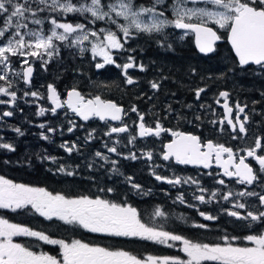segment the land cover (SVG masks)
I'll use <instances>...</instances> for the list:
<instances>
[{
	"label": "flooded vegetation",
	"instance_id": "obj_1",
	"mask_svg": "<svg viewBox=\"0 0 264 264\" xmlns=\"http://www.w3.org/2000/svg\"><path fill=\"white\" fill-rule=\"evenodd\" d=\"M194 1L210 8L211 0ZM251 2L254 3V0H251ZM197 21L198 18H192L191 20V22ZM207 26L212 27L214 31H217V35L220 36V39L215 41L213 45L214 50L210 53H201L195 50L193 33L190 30L176 29L174 26L173 28L177 31L187 32L183 46L178 45V47L186 48L188 43L187 45L189 47L192 46L194 52H171V48L175 50L177 44L173 47L172 44L170 46L168 42H163L162 49L155 47L154 49L156 50L150 53L153 57L159 59H168L176 55L182 59L189 58L194 60L193 67H191L189 72L184 69L183 74L179 76V87L174 90L175 93L172 95L171 100L169 95H164L165 89L170 87L169 82L171 80L174 81L168 76L167 71L162 70V75L158 74L159 80H157L155 78L156 72L147 68H144L143 71L138 67L128 69V75L132 76L135 81L134 84L129 85L125 82L126 78L122 74L121 69L117 68L115 64L108 69L112 78L106 80V82L115 83L114 91H111V89L106 91L105 88L99 92L92 87L87 86L85 88L84 85L79 83L77 87L73 83L57 84L59 79H56V83L39 85L37 91L41 94L40 97L35 98L33 101L23 99L24 104L18 105L16 108L17 112L21 113L28 106L29 110L35 113L34 117L26 116V119L30 118L34 122V127L30 128V130H35L36 133L34 135L35 139H32V146L37 151L42 149V151L47 152L46 154L56 157V161L48 160L47 163L36 166L42 171L49 172V178L42 182L30 185L28 184L30 182L12 181L33 187H43L54 194L61 193L71 198L88 196L95 199L99 197L114 203L131 206L137 210L138 216L146 225L173 232L193 242L222 245L230 243L238 247H252V242L246 240L245 237L264 232V222H251L250 219L240 220L227 215L224 210L240 211L242 215H246L247 210L254 212L264 211V206L259 204L258 196L242 197L238 195L242 191L264 194V172L260 171V166L256 160L252 157H246V162L253 167L258 176L257 181H254L252 185H247L238 183L235 177L224 176L222 168L215 162L214 158L209 167L205 168L203 165L198 164H179L174 158L165 161L162 157L163 146L173 139L171 135L173 131L190 133L199 137L202 151L207 150L203 146L208 141H212L213 144H223L226 147H230L233 149L234 157L237 161L239 156L245 155V149L254 146L257 136H260L262 141H264V101L258 102L244 99L243 93L235 88L236 77H233L234 70L242 72L244 75L255 74L264 70V64L248 63L239 65L227 41L228 28L221 29L211 21L207 22ZM138 53V50L133 49L132 54L135 60L139 55L146 54L144 52ZM116 59L118 64L127 62L123 61L118 55ZM135 63L140 64L137 61ZM189 66L191 65L189 64ZM32 67L34 72V66L32 65ZM193 69L195 72L192 71ZM218 73L220 75H217ZM242 78L243 75L240 79ZM152 82L158 83L159 87L153 89L151 87ZM100 83H103V81ZM48 84H53L56 87L61 101L66 99L67 90L75 87L86 100L98 95L103 100H113L125 112L122 114L120 121L100 120L95 116L85 121L76 116L66 105L58 108L56 113H52L50 111L52 104L47 99ZM29 86H31V83ZM201 87L205 91L197 98L195 89ZM146 91L149 93L147 95L148 103L142 106L143 104L141 105L137 95ZM221 91H226L229 94L227 102L233 109L231 118L234 121L237 111L236 105L246 106L245 113H242L240 117L243 119L245 114L249 117L245 125L248 130L246 134L239 133L238 127L236 131H233L226 120L223 124L220 123L225 117L224 98L219 96ZM113 92H118V94L114 95ZM217 100H219V103H217ZM133 106L137 108V112L131 111ZM40 107H44L46 110L43 115H37ZM5 110H8V108L4 106L0 108V114ZM140 114L143 115L146 126L154 127L156 122H159L167 131L162 132L160 136L140 137L138 135ZM36 122L39 125L44 124L45 127L36 126ZM4 125H15L19 129L25 128L24 122L20 123L11 117L0 118V129ZM122 125L128 126L127 132L112 133L110 136L105 135L111 127H120ZM69 127H73L72 132L68 131ZM48 128L54 129L52 132H47L50 135L48 139L42 140L37 137L38 135L41 136L42 131H48ZM24 132L19 137L11 136V134H7L9 137L5 136L6 142L13 145L14 151H23L22 140L32 136L30 132L25 134ZM89 133L92 134V138L95 136L101 137V140L120 138L123 141L122 146L119 147L115 164L100 162L95 154L88 155L85 152V149L88 146H92L93 143L85 144L81 138L84 134ZM132 137H135V140L133 143H129V139ZM65 142L69 145L76 143L77 148L72 153H68L60 147V144ZM1 150L10 152V150L3 148H0ZM149 151L152 152L151 160L142 155V153ZM132 153L137 156V159L126 158ZM39 154L41 157L42 152H39ZM257 154L264 155V151L257 149ZM224 158H227L226 154H224ZM61 165L65 167L67 172H73L74 174L67 175L66 172L61 174L63 172L57 171ZM89 165H92V167H89ZM153 173L167 178L180 177L182 181L190 177L198 181V184L191 182L170 184L163 180H157ZM45 175L47 176V174ZM127 177H131L136 184H139L142 191L132 188L126 179ZM221 179L225 181L223 185L218 183ZM201 187L206 189V191L201 193L199 191ZM108 189H113V191L109 192L107 191ZM213 192L216 193L214 197H212ZM228 192H232L233 196L228 200H224L223 195ZM144 193H147V195ZM199 195L205 196V202L202 203L194 198ZM180 196L183 197V203L178 199ZM209 197L212 198L209 199ZM236 201L245 203L248 206L247 209L233 208ZM30 207V205H26L24 208L16 210L2 208L0 210L10 214L27 212L26 217L33 219L37 227H29L16 221H8L26 226L35 231H42L51 238L64 239L67 242L80 240L109 250L127 251L138 259L147 262V264H150L148 257H153L155 260H161L165 257L178 260L188 259L187 254L182 251L183 245L180 241H169L167 244H161L139 237L95 233L77 224L68 225L56 218L46 219L32 208L30 209ZM157 210L162 212L163 215L156 216ZM201 211L215 216L216 219H204L199 214ZM0 218L6 219L2 215H0ZM201 224L206 225V227L197 226ZM58 225L61 227V233L58 232ZM65 233L69 235L67 236ZM225 237H227V240L224 239ZM12 239L15 243L22 244L34 252H44L62 259L58 245L47 244L29 236H15ZM117 241H119V244H117ZM202 264H219V262L202 261Z\"/></svg>",
	"mask_w": 264,
	"mask_h": 264
},
{
	"label": "snow or ice",
	"instance_id": "obj_2",
	"mask_svg": "<svg viewBox=\"0 0 264 264\" xmlns=\"http://www.w3.org/2000/svg\"><path fill=\"white\" fill-rule=\"evenodd\" d=\"M41 4H47V0H39ZM162 0H156V4H161ZM211 4L220 6L224 11H209L207 9H189L181 7L177 4L174 7V20H168L164 17L163 12H158L155 6L151 8L141 7L136 8L132 0H116L112 5H102V0H90V3L77 6L72 0H51L49 10L52 12L67 13H89L94 23L95 21H110L117 25L121 37L116 31L102 28L99 32L96 30L87 29L84 23H69L60 22L57 18L50 19L52 25L48 34L42 32H22L21 29L27 25L21 21L27 19V13L32 10L28 0L24 3L16 0H0V65L3 66L0 71V81L8 80V72L12 71L9 67L10 57H23L20 63L22 68V78L25 84L31 83L33 67L30 63V58L42 59L47 56L49 59L55 55H59V48L54 41L65 42L69 40L70 35H75L76 38L71 40L69 46L80 45L81 52L86 49L83 47V42L89 40V37L96 38V42L91 44V52L93 56L102 57V62L95 64L96 69H103L105 65L115 64L120 68L125 76V82L129 85L135 83L132 76L128 75V69L139 68L144 70L143 64H136L134 58L129 56L127 62L118 64L113 59L112 50H122L124 44L132 37L133 30L135 32H160L167 25H173L176 29L191 30L196 34L197 46L202 53L212 52L215 41L220 39L217 31L212 27L207 26V22L211 20L219 28L230 29L228 39L231 42L232 48L235 50L236 56L239 58L241 65H246L249 62L257 65L264 64V0H211ZM148 13L151 23H145L141 17ZM34 14V13H33ZM193 17H197V22H191ZM117 18H123L127 23H118ZM36 24L42 23L41 20H34ZM58 29L62 31H57ZM102 36V38H101ZM48 60H43L42 66L46 65ZM195 72V70H192ZM16 75H21L17 72ZM12 82L8 81L7 87L0 86V94L10 97L9 100H0V104H14L17 99V93L11 91ZM153 89H157L159 84L151 83ZM205 91L204 88L195 89L197 98ZM25 96L31 95L34 98H39L38 91L31 93L25 92ZM228 93L221 91L220 97L224 98L225 117L220 123L223 124L226 120L227 124L232 127L233 131L239 133H247L246 123L249 120L247 114L241 119V114L245 113V107L240 104L236 105L235 121L231 118L233 112L229 106L227 99ZM47 99L51 102L50 111L56 113L58 108L67 106L76 116L87 121L90 117H98L100 120L110 119L112 121H120L125 110L117 103L111 100H103L100 96H95L91 99L85 97L75 87L67 90V98L61 101L60 94L53 84L47 85ZM219 103V100H217ZM45 108L40 107L37 115H43ZM132 112H137L135 106L131 109ZM12 111L5 110L0 114L2 117H11ZM199 119V117H197ZM71 123V122H70ZM39 127L44 128L41 124ZM75 127V125H73ZM73 127H69L68 131L72 132ZM15 131L23 135L19 128ZM49 132L54 131L48 128ZM128 131L127 125L120 127H111L109 132L124 133ZM167 129L163 128L159 122H156L154 127L146 126L144 117L140 114V122L138 124V135L160 136ZM43 139H48L47 135L41 134ZM89 133V139L91 138ZM173 139L164 144L162 157L165 161L174 158L179 164H198L208 168L213 158L215 162L222 168L223 175L226 177H235L238 183L252 185L258 180L253 167L246 162V157H252L260 166V171L264 172V155H258L257 149L264 151V141L260 136H257L254 141V146L244 150L245 155H241L238 161L234 157L233 149L226 147L223 144H213L208 141L203 147L206 151H202L200 139L196 135L184 132L173 131L171 133ZM135 137L129 139V143H133ZM66 152L72 153L77 144L69 145L67 142L60 145ZM0 148L14 151V147L9 143L0 144ZM108 152L117 153L116 147L108 148ZM226 154V159L224 158ZM147 159H152V152L142 153ZM96 157L107 160V156L97 151ZM53 162L56 157H46ZM128 159H137V156L132 153ZM113 164L116 162L113 161ZM92 167V165H89ZM116 170V169H114ZM59 172H66L67 175H73V172H67L63 165L57 169ZM155 175L157 180H163L170 184L193 183L198 184V181L192 178L182 179L180 177L167 178L160 175ZM132 188L142 191L139 184H136L131 177L126 178ZM223 185V179L218 181ZM107 191L112 192L113 189ZM201 193L206 189L199 188ZM147 195V193H144ZM216 195L212 193V197ZM239 196H258L259 204L264 206V194H258L253 191H242ZM233 196L232 192L223 195L224 200H228ZM212 197H209L211 199ZM200 202H205V196L199 195L194 197ZM178 199L183 203V197ZM26 205L39 213L46 219L56 218L63 221L65 224H77L84 229L95 233H108L114 236L122 237H139L141 239L155 241L161 244H167L169 241H180L183 245L182 251L187 254V260H178L176 258H162L155 260L153 257H148L150 264H202V261H218L219 264H264V232L255 235H248L246 240L252 242V247H238L230 243L225 244H208L193 242L181 235L173 232L150 227L143 223L137 214V210L131 206H125L111 202L99 197L92 199L88 196H80L71 198L61 193H52L43 187H33L22 183H14L12 180L0 176V208L2 209H21ZM245 203L236 201L233 208L247 209ZM227 215L236 217L240 220H249L251 222H264V211H246V215H242L240 211L225 209ZM200 216L206 220H215L216 217L200 212ZM156 216H162L163 213L159 210L155 213ZM198 227H206V225H197ZM29 236L35 237L47 244L58 245L61 250L62 259L49 255L44 252H34L30 248L15 243L13 237ZM227 240V237L224 238ZM0 264H147V262L138 259L136 256L123 250H109L107 248L93 246L89 243H84L80 240H72L70 243L64 239L51 238L42 231H35L26 226L10 223L7 219L0 218Z\"/></svg>",
	"mask_w": 264,
	"mask_h": 264
},
{
	"label": "rangeland",
	"instance_id": "obj_3",
	"mask_svg": "<svg viewBox=\"0 0 264 264\" xmlns=\"http://www.w3.org/2000/svg\"><path fill=\"white\" fill-rule=\"evenodd\" d=\"M16 0H13V3H15ZM19 2L24 3L25 0H19ZM28 2L32 6V10L28 12L27 19L21 21L22 23H25L27 25L26 28L21 29L22 32H42L43 34H48L52 25L50 23V19L55 17L57 18L60 22H69V23H84L86 25L87 29L91 30H96L99 32V29L106 28V29H111L113 31H116L118 36L121 37L122 42H123V37L122 33H120L119 28L117 25L112 24L110 21H95L94 23L91 22L92 18L89 13H80V12H75V13H67L64 14L62 12H52L49 10L50 5H51V0H47V4H41L39 3V0H28ZM74 4L77 6L81 4H86L90 3V0H83V1H74L72 0ZM116 2V0H109L106 3L102 2V5L108 6L112 5ZM133 5L136 8H141V7H146V8H151L153 6L156 7L158 12H163L164 17H166L168 20H174L175 15H174V7L179 4L181 7H186L189 9H207L209 11H224L223 8H219L220 6L210 4L209 7L207 8L203 5L202 3H197L194 0H162L161 4H156V0H143V2H138L136 0H132ZM34 13V14H33ZM2 15V14H0ZM197 18V17H193ZM141 19L145 23H151V19L149 18V14L145 13L142 15ZM34 20H41L42 23L36 24L33 21ZM118 23H127L126 21L123 20V18H117ZM209 20L208 22H210ZM212 22V21H211ZM0 27H3V24L0 23ZM217 27H219L217 25ZM57 31H62L58 29ZM133 35L130 39L127 40V42L124 44V48L122 50H112L113 54V59L117 62V55L121 57L123 61H127V58L129 56H132L134 58L133 53V47L139 36H143L146 39L152 38L154 41V44L156 47L159 49H162V43L163 42H168L169 45L171 44H177L183 46V41L185 38V35L187 32H182V31H177L173 28V25H167L164 27V29L160 32H135L133 30ZM75 35H70L69 40L65 42L61 41H54L56 46L59 48V55H55L52 58H48L47 56H44L42 59H33L30 58V63L34 66V72H33V77L31 81V86L29 84H23V78H22V67L23 65L20 63V61L23 59V57H10L11 63H10V68L12 71L8 72V80L7 81H0V86H5L7 87L8 81L12 82V87L11 91H15L17 93V99L14 104L8 105V104H0V108L7 107L9 111L13 112V115L11 118L19 121L20 123L24 122V129H20L21 132L24 134L25 133H31L32 136L25 138L22 140L24 148L30 149L32 152H34L37 156V160H42L47 163L48 160L46 157H53L49 154H46L47 152L42 151V149H39L38 151L32 146V139H35L34 135L35 130H30V128L34 127V122L30 120V118L26 119V116L28 117H34L35 113H32V111L29 110L28 106L25 107V111L23 110L21 113L17 112L16 106L18 105H23V99L27 101H33L35 98L32 97L31 95L25 96V92L31 93L32 91H37L39 85L45 84V81L48 82L50 81L51 83H56V71L58 68V65L60 64V61H66L68 62V59L64 57H67V55H74L73 60L76 62L75 65L76 67H82V66H89L92 68L93 74L91 75L92 77L90 78L91 81H96V82H104L107 79H111L112 76H110V71H108L109 68H112V65H105V68L103 69H96L95 64L98 62H102V57L99 56H93V53L91 52V44L93 42H96V38L94 37H89V40L83 42V47L86 49L84 52H81L80 45H72L69 46L71 43V40L75 39ZM102 38V36H101ZM2 39V38H0ZM188 44V43H187ZM186 44V45H187ZM133 46V47H132ZM141 53L140 51H138ZM138 53V54H139ZM63 55V56H62ZM62 56V57H61ZM43 60H48V63L44 66ZM134 61L136 62L135 58ZM65 62V63H66ZM224 62V61H223ZM69 62L67 63L68 66ZM3 66L0 65V71H2ZM235 69V68H234ZM17 72H21V75H16ZM257 74V73H255ZM85 75V74H84ZM106 75V76H105ZM243 75L242 72L239 71H233V77H236V85L235 88L237 91H241L239 88V84L241 83L240 77ZM83 77V76H82ZM95 79V80H94ZM45 80V81H44ZM87 80L88 76L85 77V84L87 85ZM244 84V82L242 83ZM63 85V84H62ZM90 87V85L88 86ZM92 88H95L96 90L99 89V86L97 85H92ZM115 89V88H113ZM95 90V91H96ZM106 91L108 90L107 88L105 89ZM99 92L103 90H98ZM114 91V90H113ZM244 99H248L245 94L243 96ZM264 98V97H263ZM10 97L5 96L3 94H0V100H9ZM250 100V99H248ZM39 125L36 122V126ZM3 128L0 129V144L2 143H7L5 140V136L9 137L7 134H11V136H17L19 137L20 134H18L15 129L17 128L15 125H4L2 126ZM26 129V130H25ZM44 135L50 136L47 134L49 131H42ZM92 136V135H91ZM37 137H40V139L45 140L42 138V135H38ZM89 134H84L82 136V140L86 143H93L92 146H88L87 149H85V152L89 154H95L97 151L101 152L105 156H107V160H103L100 157L99 160L100 162H105L106 164L112 163L113 161L117 162V157H118V150L119 147L122 146L123 141L120 138H112V139H107V140H101V137L98 138L95 136L94 138H88ZM77 142V140H76ZM61 145V144H60ZM110 147H116L117 148V153H112L108 152V148ZM89 149V150H88ZM91 149V150H90ZM8 150V149H7ZM34 150V151H33ZM31 152V153H32ZM39 152H42L41 157ZM65 172L61 173L64 174ZM31 209V207H30ZM11 223V222H10ZM70 243V242H69Z\"/></svg>",
	"mask_w": 264,
	"mask_h": 264
},
{
	"label": "trees",
	"instance_id": "obj_4",
	"mask_svg": "<svg viewBox=\"0 0 264 264\" xmlns=\"http://www.w3.org/2000/svg\"><path fill=\"white\" fill-rule=\"evenodd\" d=\"M74 1H83V0H74ZM109 0H102L103 3H106ZM138 2H143V0H136ZM137 43L134 44L135 47H133L135 50L142 51L146 54L144 55H139L136 59L137 62L140 64L144 65V68H147L150 71L156 72L157 74L155 78L159 80L158 74L161 76L162 73L161 71H167L168 76L173 79L174 81L169 82L168 89H165V96L169 95L170 100L172 99V95L175 93L174 90H177L179 87V76L183 74V70L189 72L191 67H193L194 60L186 58L182 59L178 56H172L168 59H159L153 57L150 53L156 47L154 44V41L152 38L146 39L143 36H139L136 40ZM173 47H175V44H172ZM194 52L192 46L189 47L186 45V48H179L178 45H176V49L174 50L171 48V52ZM177 53V54H178ZM188 55V54H187ZM63 56V55H62ZM61 56V57H62ZM73 57H75L73 54L72 55H67V57H64L68 59V66L66 61H60V64L58 65L59 70L57 69L56 71V79H59L57 81V84L61 83H68L71 84L73 83L74 86L77 87L78 83L83 85L85 82V77L88 76L87 80V85H90V88L92 85H97L99 86V89H105L107 88L108 90L111 89L113 91V87L116 86L114 85V82H103L100 83L96 81H91V75L93 74L92 68L89 66H82V67H76L75 61L73 60ZM187 57V56H186ZM66 62V63H65ZM189 64L191 66H189ZM181 70V72H180ZM148 71V73H150ZM85 74V75H84ZM148 75V74H147ZM217 75H220L218 73ZM83 76V77H82ZM95 80V79H94ZM245 80V81H243ZM45 81V80H44ZM244 82V84H242ZM23 83V82H22ZM45 83H51L50 81ZM24 84V83H23ZM235 84V82H234ZM102 85V86H101ZM236 85V84H235ZM85 88L87 87L84 85ZM239 88L241 89V93H243V96H245L251 100L255 101H264V70L259 71L257 74H249V75H244L243 78L241 79V83L238 85ZM96 90V89H95ZM114 95H117L118 92H113ZM147 95L149 93L146 91L143 94L139 93L138 99L141 101V105L145 106L147 102ZM129 98V97H128ZM139 103V104H140ZM22 148V147H21ZM23 151H10V152H4V150L0 151V175L3 177L9 179V180H14L16 182H22L24 181L25 183H28L30 185L37 184L39 182H42L46 178H49V172L42 171L38 169V165L40 164H45V162L41 159L40 161L37 160L36 154L32 152L30 149L22 148ZM32 152V153H31ZM47 174V176L45 175ZM3 217H5L7 220L10 221H16L19 223H22L24 225H27L29 227H37L33 219H30L27 216V212H23L21 214H16V213H7L4 210H0ZM45 226V225H43ZM42 226V227H43ZM58 232L61 233L60 231L61 227L58 225L57 226ZM66 234V233H65ZM67 236L69 234H66ZM117 244H119V241H117Z\"/></svg>",
	"mask_w": 264,
	"mask_h": 264
},
{
	"label": "water",
	"instance_id": "obj_5",
	"mask_svg": "<svg viewBox=\"0 0 264 264\" xmlns=\"http://www.w3.org/2000/svg\"><path fill=\"white\" fill-rule=\"evenodd\" d=\"M190 31H191V30H190ZM229 31H230V29H228V32H227V41H228V43H229V45H230V47H231V50H232L233 55L235 56L237 62L239 63V58L236 56L235 50L232 48L231 42H230L229 39H228ZM191 32H192V31H191ZM192 33H193V44H194L195 50H197L198 52H200V50H199V48H198V46H197V42H196V34H195L194 32H192ZM201 53H202V52H201ZM249 63H251V64H255V63H252V62H249ZM239 64H240V63H239ZM240 65H241V64H240ZM94 97H95V96H94ZM66 98H67V96H66ZM92 98H93V97H92ZM89 99H91V98H89ZM104 100H110V99H104ZM111 101H113V100H111ZM113 102H114V101H113Z\"/></svg>",
	"mask_w": 264,
	"mask_h": 264
}]
</instances>
